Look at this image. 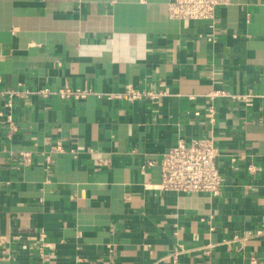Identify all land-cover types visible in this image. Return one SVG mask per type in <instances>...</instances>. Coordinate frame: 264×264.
I'll list each match as a JSON object with an SVG mask.
<instances>
[{
	"label": "crops",
	"instance_id": "obj_1",
	"mask_svg": "<svg viewBox=\"0 0 264 264\" xmlns=\"http://www.w3.org/2000/svg\"><path fill=\"white\" fill-rule=\"evenodd\" d=\"M168 1L0 0V264H264V0ZM60 88L90 94L37 93ZM202 138L220 195L157 190Z\"/></svg>",
	"mask_w": 264,
	"mask_h": 264
},
{
	"label": "built area",
	"instance_id": "obj_2",
	"mask_svg": "<svg viewBox=\"0 0 264 264\" xmlns=\"http://www.w3.org/2000/svg\"><path fill=\"white\" fill-rule=\"evenodd\" d=\"M229 0H169L167 3L168 17L179 21L212 22L216 19V10L227 5ZM211 41V38L207 39ZM42 98L57 96L62 100H81L90 94L88 90L60 88L57 90L42 89L37 92ZM222 91H215L210 98L223 97ZM127 99L138 100L143 97L157 99L160 94L138 92L128 88ZM7 108L10 109L12 94H9ZM212 118V109H208ZM10 121V117H8ZM211 121V120H210ZM220 153L212 138H202L189 143L178 140L168 147L159 162L160 182L156 189L173 194H195L209 197L220 195L223 182L218 169ZM44 238L40 234V240ZM172 264L177 263V254L173 255Z\"/></svg>",
	"mask_w": 264,
	"mask_h": 264
}]
</instances>
